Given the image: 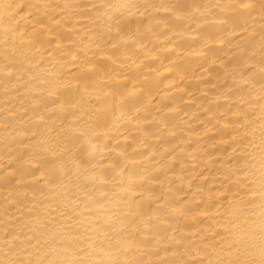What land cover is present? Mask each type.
Instances as JSON below:
<instances>
[{
    "label": "bare ground",
    "instance_id": "bare-ground-1",
    "mask_svg": "<svg viewBox=\"0 0 264 264\" xmlns=\"http://www.w3.org/2000/svg\"><path fill=\"white\" fill-rule=\"evenodd\" d=\"M0 264H264V0H0Z\"/></svg>",
    "mask_w": 264,
    "mask_h": 264
}]
</instances>
